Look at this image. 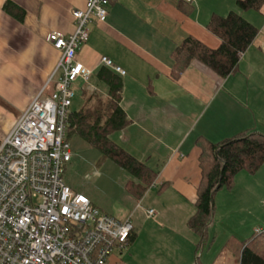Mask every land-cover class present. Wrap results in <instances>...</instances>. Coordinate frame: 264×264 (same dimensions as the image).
Returning a JSON list of instances; mask_svg holds the SVG:
<instances>
[{"label": "crops", "instance_id": "crops-1", "mask_svg": "<svg viewBox=\"0 0 264 264\" xmlns=\"http://www.w3.org/2000/svg\"><path fill=\"white\" fill-rule=\"evenodd\" d=\"M7 1L24 9L22 19L5 10ZM237 1L115 0L108 5L105 21L92 18L89 22V38L77 47L76 61L92 72L88 79L75 82L74 99L80 95L85 104L84 91L108 95L109 86L97 73L104 68L100 60L103 56L125 69L127 73L122 76L105 67L121 77L120 104L131 120L110 139L158 173L139 199L126 189L132 175L111 160L103 161V166L120 174L121 180L107 178L102 186L106 197L78 191L72 187L76 185L74 179L64 177L74 191L85 194L103 212L115 219L132 220L135 240L123 250L115 249L107 264H130L126 259H130L131 250L148 232L155 241L152 247L156 255L169 252L171 264H198L196 243L201 238L188 227L196 212L201 181L198 139L219 142L245 130L264 134V7L261 12L243 11ZM85 5L86 0H0L1 140L12 131L34 96L41 93L45 98L55 90L61 71L47 82L61 53L48 41L47 34L54 30L72 33V10ZM232 10L259 28L252 44L241 54L236 70L223 77L195 59L175 78L171 71L175 48L193 36L216 49L220 39L207 29L208 23L212 15H228ZM79 138L83 139L73 134L67 140L72 150L70 162L73 156L78 158L74 153L85 151ZM100 158L94 157V164ZM259 170L240 171L232 189L216 193L209 236L211 231H218L220 237L222 230H232L235 232L230 236L243 240L264 229L256 228L255 221L264 220V210L260 215L255 213L259 204L254 200L256 193L264 191V169ZM97 174L101 176L102 172ZM164 184L166 188L158 191ZM150 209H155L154 214H149Z\"/></svg>", "mask_w": 264, "mask_h": 264}, {"label": "built area", "instance_id": "built-area-1", "mask_svg": "<svg viewBox=\"0 0 264 264\" xmlns=\"http://www.w3.org/2000/svg\"><path fill=\"white\" fill-rule=\"evenodd\" d=\"M113 1L86 0L83 9L72 10V33L47 34L61 53L47 82L60 70L55 90L45 98L34 96L0 143V264H107L115 249H125L134 230L131 218L115 219L63 180L72 158L66 127L73 86L92 72L76 61L77 47L89 38L92 18L107 19ZM100 60L126 75L108 56Z\"/></svg>", "mask_w": 264, "mask_h": 264}, {"label": "trees", "instance_id": "trees-1", "mask_svg": "<svg viewBox=\"0 0 264 264\" xmlns=\"http://www.w3.org/2000/svg\"><path fill=\"white\" fill-rule=\"evenodd\" d=\"M237 4L243 11L261 12L264 0H238ZM4 8L18 19L24 16V9L12 1H7ZM207 29L220 39V45L215 49L201 43L196 37H187L173 52L174 65L171 71L175 78H179L195 59L227 77L236 70L241 54L259 32L254 23L236 10L230 11L228 15H212ZM97 73L108 84V95L84 91L87 96L84 106L69 113L67 139L73 134L80 135L102 156L131 174L133 179L127 182L126 189L139 199L154 184L158 173L110 139L113 132L124 129L131 120L120 104V75L105 67ZM197 143L201 150L198 161L201 181L197 188L196 212L189 219L188 227L201 238L196 243L195 255L197 263L201 264L197 254L210 241L208 230L214 223V197L220 189H232L240 171L256 173L264 165V134L258 130H245L219 142L201 137ZM166 186L164 184L158 191L162 192ZM134 240L135 233L132 232L125 248ZM240 254V264H264V230H256L244 239Z\"/></svg>", "mask_w": 264, "mask_h": 264}, {"label": "rangeland", "instance_id": "rangeland-1", "mask_svg": "<svg viewBox=\"0 0 264 264\" xmlns=\"http://www.w3.org/2000/svg\"><path fill=\"white\" fill-rule=\"evenodd\" d=\"M83 100L84 98L78 95L73 100L74 103L72 109L74 110L75 108H77V110H79L81 107H83ZM79 141L84 143L85 146L83 147V149L85 151L74 153L78 156V158L76 159V156H73L72 161L68 163L67 166H65L66 171L63 175V178H73V181H75L76 185H72V187L78 191L85 193L93 191L97 195H100L104 191L102 186L105 185V183L109 180L107 178L111 176V179H116L119 181L121 180L120 174H115L110 169H107V167L103 166V161H107L109 163L111 162L110 160L102 156V154L99 153V150H97L93 146L91 147L86 140L80 139ZM97 155H100L101 158L94 164V161L96 160L94 159V157H98ZM263 169L264 165L259 171H262ZM99 170L102 172L101 176L97 174ZM102 195L103 197H106L105 193H102ZM114 196L117 197L116 195ZM254 200L259 203L258 207H256L255 213L260 215L262 210H264V191H259L258 193H256V198ZM255 221H257L258 223L256 228H264L263 218H261V221ZM215 232L217 233H213L212 231L210 232V241L208 245H206L202 251L199 250V254H197L201 262L203 264H240V253L243 248L244 239L241 240L242 238L236 235L230 236V232H235L232 230H222L220 233V237L219 232ZM153 243H155V241L154 239H151L148 232L146 236L139 241V244H137V248L131 250L132 255L128 257L130 259H126V261L130 264H171V254L167 252L163 256L156 255L155 253H153Z\"/></svg>", "mask_w": 264, "mask_h": 264}, {"label": "snow or ice", "instance_id": "snow-or-ice-1", "mask_svg": "<svg viewBox=\"0 0 264 264\" xmlns=\"http://www.w3.org/2000/svg\"><path fill=\"white\" fill-rule=\"evenodd\" d=\"M81 199H83V197H81ZM67 210H68L67 208L64 209L65 212H67Z\"/></svg>", "mask_w": 264, "mask_h": 264}]
</instances>
